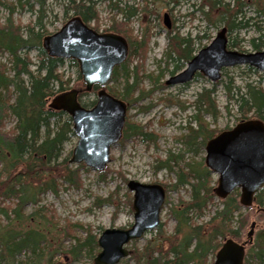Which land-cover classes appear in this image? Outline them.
I'll list each match as a JSON object with an SVG mask.
<instances>
[{
    "label": "trees",
    "instance_id": "trees-1",
    "mask_svg": "<svg viewBox=\"0 0 264 264\" xmlns=\"http://www.w3.org/2000/svg\"><path fill=\"white\" fill-rule=\"evenodd\" d=\"M46 1L0 0V7L8 11L5 21L0 22V54L7 55V59L0 62V263L4 264H60V260L56 261L53 257L67 253L72 260H76L85 251L90 255L98 252L96 235L81 223L67 220L64 231L68 235L65 233L64 237L54 242L48 237V230L28 225L36 211L25 213L26 206L39 205L45 192L50 191L58 195L61 188L82 186L81 171L84 165L71 164V152L62 156L64 143L74 136L72 120L64 111L48 106L54 96L76 88L70 86V77H65L60 67L65 62L75 67L77 99L84 107L92 106L96 99L83 100V97L96 94L99 89L97 85L92 86L90 90L85 89L75 60H64L47 54L43 39L51 32L47 30L44 22ZM107 1V8L114 9L115 14L103 31L122 35L128 43V55L122 64L114 67L111 79L104 89L123 100L128 107L142 98L144 89L139 86L143 78L142 62L152 32L148 28L141 35L134 34L130 18L136 14L137 8L119 7V0ZM219 1H202L200 8L207 6V10L203 11L207 22H222L226 33L230 35L233 29L243 28L252 21L256 25L257 35L247 41L252 51L260 50L264 45V27L259 24V21L264 22V0H232V3L223 4H219ZM95 4L96 0H66L63 14L67 19L79 16L87 25L95 21L93 28L98 30V12ZM17 5L21 8L27 6L28 10L35 12V20L26 25L16 23L13 13ZM245 5L252 6L256 15L245 17L242 13V7ZM217 9L218 14L211 16ZM117 13L121 14V18L116 19ZM175 29L173 24L166 31L167 43L164 52L165 60L174 61L172 74L182 69L193 56L197 50L196 41L206 37V34L198 36L192 35L191 32L182 35ZM227 46L244 51L235 38L228 39ZM30 51L36 52V62L31 60ZM135 58L138 61L130 69L129 64ZM32 65L35 66L34 70L31 69ZM243 69V83L234 84L230 77L224 84L227 100L225 109L230 111L229 106L235 107L237 122L258 118L264 123V89L261 86L264 76L251 66L244 65ZM119 70L125 74L126 82L117 90L110 83L117 80ZM226 72L227 70L223 69L221 76L227 75ZM251 74H255L256 79L249 80ZM128 76H131V80ZM196 76L201 74L196 73L194 77ZM220 82L218 80L211 83L209 88L202 87L188 103V107L193 109L189 118L194 123V126H189V132L185 136V143L189 148L194 146L195 142V147H204L205 142L215 134L214 128L209 127L204 115H209L213 121L218 117L214 91ZM9 118L13 119V124L6 129V121ZM145 127L126 117L121 139L137 137L152 141L156 135L147 132ZM181 159L180 154H169L160 163L162 167L176 174V180L170 187L189 186V198L186 200L179 197L175 205L170 207L169 214L175 220L172 232L164 237V241L162 238H155L140 249L134 248L130 253L133 263L211 264L222 242L225 239H233L246 242L243 264H264V228L254 233L255 223L251 236L247 237L245 234L243 238L242 229L246 226V218L241 214L238 190L232 191L225 199H218V205L208 219L198 221L214 203L215 180L204 163L180 164ZM107 171L106 169L100 173L99 178L103 179ZM120 178L124 182L127 181L123 176ZM110 200L96 199L94 204L100 207ZM130 204L129 201L128 205ZM251 207H254L257 213L264 214V187L254 194ZM48 210L51 213L44 216V219L53 223L54 212ZM161 226L162 223L159 227ZM75 228L83 229L85 236L82 239L76 237L73 244L64 247L65 237H75L71 232ZM163 233L165 232H159L158 236ZM24 252L28 253V258H32L31 263L19 258Z\"/></svg>",
    "mask_w": 264,
    "mask_h": 264
},
{
    "label": "rangeland",
    "instance_id": "rangeland-1",
    "mask_svg": "<svg viewBox=\"0 0 264 264\" xmlns=\"http://www.w3.org/2000/svg\"><path fill=\"white\" fill-rule=\"evenodd\" d=\"M15 1V0H8ZM203 0H119V7H135L136 14L130 18V26L134 34L141 35L142 32L149 30L152 36L148 43V49L144 61L142 62L143 78L139 83L142 87V98L127 107L126 117L133 122H137L145 127L147 132L156 135L153 140H142L137 137L120 139L117 144L110 148V161L106 164L103 171L99 172L89 166H85L81 171L82 186L61 188L58 195L52 192H45L41 196V201L38 206L28 205L25 208V213L29 214L36 211L31 218L32 222L29 226H36L42 230L49 231V238L54 242L59 238L64 237L66 233L64 226L66 221L81 223L85 228H89L92 233L98 237L106 228H126L133 222L132 193L127 189L126 182L120 177H125L127 180L133 179L145 183H160L166 190L164 204L161 208L160 222L163 224L161 228L158 226L153 230H149L144 235L127 245L130 253L134 248H142L149 240L168 236L173 229L175 220L170 216V207L182 197L189 198V186L182 185L176 188L170 187L176 180V174L162 167L161 163L169 154H180L182 159L179 163L184 162H202L205 156L204 147L190 148L185 143V136L189 132V126H194L193 120L189 116L193 113V109L188 107V103L194 99V95L201 90L202 87L209 88L211 81L205 76H196L190 82L184 85H166L164 82L172 75L171 70L174 66V61L165 60L164 52L167 43L166 31L164 25V14H167V19L170 25L175 26V30H179L182 35L191 32L192 35L204 36L196 41L197 50L207 45L215 36L216 32L223 25L222 22L215 24L208 23L204 18L203 11L207 10V6L200 8ZM221 1V2H220ZM219 4L225 2L232 3V0H220ZM66 0H47L46 1V16L44 22L49 32L57 30L65 21L63 14V5ZM108 1L96 0L95 7L98 12V30H104L110 24L111 17L115 14V10L107 8ZM36 8V7H35ZM8 11L4 7H0V22H4ZM242 13L245 17L255 16L256 13L252 6L245 5L242 7ZM72 13H69V15ZM218 9L212 12L211 16H216ZM36 13L27 9V6H16L13 13V19L17 23L26 25L35 20ZM121 18V14H116V19ZM262 17H259L261 19ZM173 23V24H172ZM259 24L264 27V22L259 21ZM95 26V21L89 23ZM227 35L230 40L235 38L240 48L244 51H252L248 43V39L257 35L256 25L252 21L243 28H236ZM227 39V40H228ZM237 49V48H234ZM35 51H30L29 56L33 62L37 61ZM7 55L0 54V62H4ZM135 58L130 64L131 69L137 63ZM34 70L35 66L32 65ZM64 71L65 77H70V86L76 87L77 80L75 78V67L67 62L60 67ZM227 75H222L221 81L216 86L214 98L219 114L215 121L209 116L204 115L205 121L210 128H214L215 134L219 131L233 126L237 122V113L234 106H229L230 111L225 109L226 91L224 84L231 77L234 84L244 82L243 65H237L226 68ZM259 72V71H258ZM119 76L116 81L110 85L120 90L125 82V74L119 70ZM262 74L261 72H259ZM263 75V74H262ZM131 80V76H128ZM256 79L255 74L249 76V80ZM264 89V81L261 85ZM96 99V94H90L83 97V100ZM90 107V106H89ZM13 124V119L9 118L6 121L5 128L8 129ZM77 142V136H71L63 145L62 156H66L72 151ZM74 164V163H71ZM77 165V164H74ZM108 170L104 178H99V174ZM212 174V173H211ZM213 180H216V175H213ZM215 184V183H214ZM129 194V195H127ZM110 198V202L102 204L100 207L94 204L96 199ZM218 205V198H214V203L209 206L208 211L202 215L198 221H205L213 213ZM43 206V207H41ZM54 212L53 223L45 221L44 216H49ZM241 214L246 218V226L242 229L243 238L249 230L252 221L256 223L254 233L264 228V214L257 213L254 207L241 208ZM160 225V224H159ZM161 229V230H160ZM165 232L158 236L159 232ZM75 237H65L63 246L67 247L75 242V238L82 239L85 236L83 229L75 228L71 230ZM242 238V239H243ZM99 250V248H98ZM59 252V251H58ZM93 255L86 251L76 260L67 253H62L53 257L54 260H60V264H93ZM129 254L123 257L116 264H134L133 259ZM19 258L23 261L31 263L32 258H28V253L24 252ZM213 260V258H212ZM212 263V262H211ZM0 264H4L1 262ZM256 264V263H255Z\"/></svg>",
    "mask_w": 264,
    "mask_h": 264
},
{
    "label": "water",
    "instance_id": "water-1",
    "mask_svg": "<svg viewBox=\"0 0 264 264\" xmlns=\"http://www.w3.org/2000/svg\"><path fill=\"white\" fill-rule=\"evenodd\" d=\"M163 22L166 28L170 27L167 14H164ZM43 47L51 57L75 60L86 90L93 85L101 87L96 102L90 107H84L78 101L77 89L54 96L48 104L49 108L64 111L72 120L77 142L71 151L70 162L83 163L101 172L110 161L111 146L122 136L126 116V103L103 87L109 82L114 67L126 59L127 41L116 33L97 32L79 16H73L44 37ZM237 65L251 66L264 75V47L253 52L227 48L223 26L165 84L188 83L197 72L215 82L221 77L222 69ZM204 150V165L216 175L215 196L224 199L237 188L240 205L249 207L253 195L264 186V123L257 118L238 121L232 128L209 138ZM126 187L132 193L133 222L129 227L106 228L100 233L94 264H116L128 255L126 246L129 242L141 238L160 223L165 199L163 186L129 179ZM253 226L254 222L247 237L251 236ZM244 244L226 239L216 251L212 264H242Z\"/></svg>",
    "mask_w": 264,
    "mask_h": 264
}]
</instances>
